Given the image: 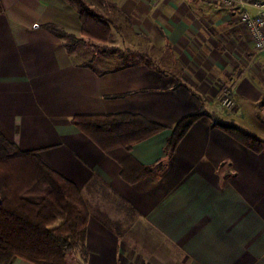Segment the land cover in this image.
<instances>
[{"label":"crops","instance_id":"crops-1","mask_svg":"<svg viewBox=\"0 0 264 264\" xmlns=\"http://www.w3.org/2000/svg\"><path fill=\"white\" fill-rule=\"evenodd\" d=\"M88 2L112 36L67 48L80 36L74 5L0 0V132L78 187L85 257L77 249L68 264H264V53L239 11L203 0ZM233 73L227 109L219 85ZM199 111L252 132L259 149L206 114L164 152L169 127ZM106 113L166 129L129 155L107 154L71 123Z\"/></svg>","mask_w":264,"mask_h":264},{"label":"trees","instance_id":"trees-1","mask_svg":"<svg viewBox=\"0 0 264 264\" xmlns=\"http://www.w3.org/2000/svg\"><path fill=\"white\" fill-rule=\"evenodd\" d=\"M80 18V36H68L70 43H106L112 36L110 21L90 7L88 0H66ZM56 34H63L50 27ZM209 115L213 125L226 130L238 141L259 149L260 139L233 122L208 111L188 114L171 127L164 152L174 150L189 126ZM71 123L107 154L129 155L131 146L166 126L135 113L76 115ZM145 167V171H150ZM87 210L78 187L39 155L37 149L21 150L0 132V264L22 258L33 264H68L79 249L85 257L83 237Z\"/></svg>","mask_w":264,"mask_h":264},{"label":"built area","instance_id":"built-area-1","mask_svg":"<svg viewBox=\"0 0 264 264\" xmlns=\"http://www.w3.org/2000/svg\"><path fill=\"white\" fill-rule=\"evenodd\" d=\"M220 7L234 8L239 11V17L256 52L264 53V0H203ZM237 75L219 85L220 103L230 109L234 106L233 90Z\"/></svg>","mask_w":264,"mask_h":264},{"label":"water","instance_id":"water-1","mask_svg":"<svg viewBox=\"0 0 264 264\" xmlns=\"http://www.w3.org/2000/svg\"><path fill=\"white\" fill-rule=\"evenodd\" d=\"M74 261H73V263H77L78 262V260L77 259H73ZM81 264V263H80Z\"/></svg>","mask_w":264,"mask_h":264}]
</instances>
